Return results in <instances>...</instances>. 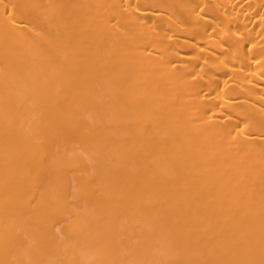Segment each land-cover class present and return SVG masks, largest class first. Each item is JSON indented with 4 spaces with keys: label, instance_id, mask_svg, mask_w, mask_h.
I'll use <instances>...</instances> for the list:
<instances>
[{
    "label": "bare ground",
    "instance_id": "obj_1",
    "mask_svg": "<svg viewBox=\"0 0 264 264\" xmlns=\"http://www.w3.org/2000/svg\"><path fill=\"white\" fill-rule=\"evenodd\" d=\"M0 264H264V0H0Z\"/></svg>",
    "mask_w": 264,
    "mask_h": 264
}]
</instances>
